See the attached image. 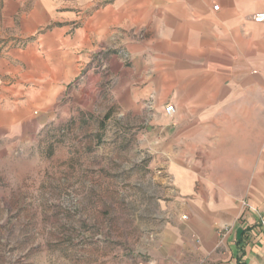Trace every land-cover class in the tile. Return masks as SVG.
<instances>
[{
    "label": "rangeland",
    "instance_id": "rangeland-1",
    "mask_svg": "<svg viewBox=\"0 0 264 264\" xmlns=\"http://www.w3.org/2000/svg\"><path fill=\"white\" fill-rule=\"evenodd\" d=\"M38 4V31L0 36L17 62L0 82V264H185L189 226L238 202L259 165L224 158L237 134L260 142L264 98L255 114L183 115L168 138L153 100L137 111L124 94L127 44L146 30L94 25L104 0ZM253 82L236 89L264 90Z\"/></svg>",
    "mask_w": 264,
    "mask_h": 264
},
{
    "label": "crops",
    "instance_id": "crops-1",
    "mask_svg": "<svg viewBox=\"0 0 264 264\" xmlns=\"http://www.w3.org/2000/svg\"><path fill=\"white\" fill-rule=\"evenodd\" d=\"M104 1V8L89 16L94 25L146 30L144 41L127 44L132 60L122 67L124 94L137 111L141 101L152 99L151 108L168 138L176 137L183 115H201L207 122L213 114L256 113V99L258 94L264 98V90L236 87L251 85L256 78L264 84V23L254 21L264 13V0ZM41 8L31 7L30 0L0 1V36L10 33L23 40L33 35L43 24ZM16 63L9 55L0 57V82L2 76H16ZM225 97L236 98L235 104L226 106L220 101ZM167 103L175 105L174 117L166 115ZM205 131L204 139L215 136L208 127ZM235 139L243 140L234 143L243 145L241 152L226 153L224 159L259 165L247 188L240 189L238 202L219 207L223 214L217 218L189 226L183 247L190 258L185 264H264V133L259 143L254 127L253 133Z\"/></svg>",
    "mask_w": 264,
    "mask_h": 264
},
{
    "label": "built area",
    "instance_id": "built-area-1",
    "mask_svg": "<svg viewBox=\"0 0 264 264\" xmlns=\"http://www.w3.org/2000/svg\"><path fill=\"white\" fill-rule=\"evenodd\" d=\"M218 9H219V6L215 5L214 10H218ZM254 21L256 23H264V13H259V14L255 15ZM176 112H177L176 107L173 104L166 105L165 113L167 116L174 117L176 115Z\"/></svg>",
    "mask_w": 264,
    "mask_h": 264
}]
</instances>
